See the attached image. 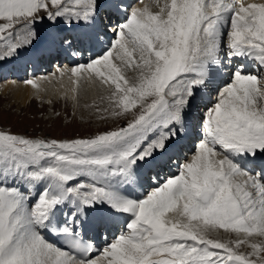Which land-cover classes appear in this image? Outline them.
<instances>
[{
    "label": "snow or ice",
    "instance_id": "snow-or-ice-1",
    "mask_svg": "<svg viewBox=\"0 0 264 264\" xmlns=\"http://www.w3.org/2000/svg\"><path fill=\"white\" fill-rule=\"evenodd\" d=\"M102 7L120 20L104 23ZM157 7L0 0V61L34 48L82 56L110 29L86 63L56 72L69 76L75 107L82 81L99 91V102L82 105L98 121L131 112L122 126L84 138L0 123V264H264V2ZM45 21L53 31L38 28ZM125 68L138 73L131 82ZM196 106L203 114L193 121ZM190 130L182 163L174 153Z\"/></svg>",
    "mask_w": 264,
    "mask_h": 264
},
{
    "label": "rangeland",
    "instance_id": "rangeland-1",
    "mask_svg": "<svg viewBox=\"0 0 264 264\" xmlns=\"http://www.w3.org/2000/svg\"><path fill=\"white\" fill-rule=\"evenodd\" d=\"M48 26L45 25V27ZM133 75H135L134 72ZM96 94L99 95V93ZM94 95L79 93V96H83L79 100L80 107H75L72 100L69 99H66L63 104L58 99L51 103H46L39 100V98H30V103L19 106L11 99V95L6 92L5 94H0V123L5 128H10L13 132L27 133L30 136L64 139L87 136L99 130L115 127L121 121L124 122L128 119L123 116L124 120H119L118 122L119 117L109 118L106 121H98L91 109L82 107L85 103L91 104L96 99L91 98ZM88 100L90 101L87 102ZM53 103L54 105H52ZM56 113H59V116H56ZM222 234L224 233L220 234L222 240L231 241L236 238L234 234H228L232 236L230 238L228 235L224 234L222 236ZM251 239L253 241L255 237H251ZM254 241L262 242V238L257 237ZM247 249L250 251L248 247ZM261 255L264 256V253H261Z\"/></svg>",
    "mask_w": 264,
    "mask_h": 264
},
{
    "label": "bare ground",
    "instance_id": "bare-ground-1",
    "mask_svg": "<svg viewBox=\"0 0 264 264\" xmlns=\"http://www.w3.org/2000/svg\"><path fill=\"white\" fill-rule=\"evenodd\" d=\"M251 1L252 0H245L244 3H246V2L247 3H251ZM38 26L41 29H43V32H51V31H53V29L50 28L49 26L48 27H45V25H43V26L42 25H38ZM111 37H112V32L109 29L108 37L106 38V40H103V41L100 42V44L95 48V51L98 52V51H100L101 48L105 47L106 42L110 41ZM93 51H94V49L88 50L87 51V55L88 56H85V58L82 59L81 62H79V63H85L86 61H88L87 60L88 57H92L93 55H95V52L92 54ZM64 54H65V56L67 58H71L72 55H73L72 50L70 52H67V53H64ZM18 57L19 56H15V57H12V58L8 59V62H11V64L9 65L8 62H7V65L12 67V69H11L12 71H15V68H17V63L14 60L18 59ZM6 60L0 61V73L2 72L4 75L7 72V71H3V68H5ZM69 61H71V63H70L71 66H72L73 62H76L75 59H73V58L69 59ZM59 68H65V67H59ZM56 70L55 69L53 70L54 71L53 73H56V77L55 78H53V76H52L53 73H50V72L47 73V74H42V75L28 76V78H26L24 80H16L15 78L12 79V77L11 78L5 77L3 80H1V78H0V94H5L6 92H8L11 95V99L14 100V102L17 105H19V106H24V105L30 103V98H33V96L39 97V98L41 97V98H43V100H45L48 103H49V101H53V100H55L57 98L58 99H62L63 97H68V98H65V99L71 100L70 97L72 95V93H71L72 84H71V82L69 80V76L65 75L64 77H60L59 73H57ZM9 73H10V71H8V74ZM11 73H13V72H11ZM131 75H133V72H131ZM0 76H2V75H0ZM42 77H47L48 79H41ZM27 79L36 80L39 88L38 89H34L30 85L25 84L24 81L27 80ZM79 93H81L83 95L84 94L85 95L86 94H91V95L95 94L91 98H96L95 100L94 99L93 100L99 102L98 101V96L99 95L96 94V93H99V91L89 87L87 85V83L84 82V81L81 82ZM79 93H78V96H79ZM55 102H57V101H55ZM54 103L52 105H54ZM191 119L193 120L194 118L192 117ZM183 142H186V141H182L181 143H183ZM138 192H139V190H137V193ZM169 215H172V214H169ZM223 235L224 234H222V236ZM225 235H228V234H225ZM228 237L230 238L232 236L228 235ZM235 237H236V235H235ZM256 238L257 237H255V239ZM225 241H228V240H225ZM241 246L244 247V248L242 247V249H244V251L249 252L248 249H247V246H244V245H241ZM241 246H240V248H241Z\"/></svg>",
    "mask_w": 264,
    "mask_h": 264
}]
</instances>
